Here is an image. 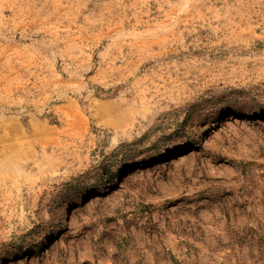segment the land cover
Returning a JSON list of instances; mask_svg holds the SVG:
<instances>
[{"label": "rangeland", "instance_id": "374dc122", "mask_svg": "<svg viewBox=\"0 0 264 264\" xmlns=\"http://www.w3.org/2000/svg\"><path fill=\"white\" fill-rule=\"evenodd\" d=\"M0 264H264V0H0Z\"/></svg>", "mask_w": 264, "mask_h": 264}, {"label": "bare ground", "instance_id": "6f19581e", "mask_svg": "<svg viewBox=\"0 0 264 264\" xmlns=\"http://www.w3.org/2000/svg\"><path fill=\"white\" fill-rule=\"evenodd\" d=\"M256 116H263V115L261 113H259V114H256ZM233 117H234L233 115H229L228 119H232ZM189 155H193V152L191 150H188L186 152V150L181 148L180 150H177V151L173 152L170 156H168V158H167L168 160H165V162L166 161H168V162H166L165 164L175 163L180 159L188 157ZM136 173L137 172L135 170H130L129 172H127L124 176L125 178H124L123 183L128 182Z\"/></svg>", "mask_w": 264, "mask_h": 264}]
</instances>
